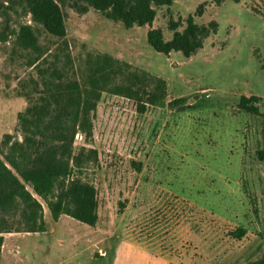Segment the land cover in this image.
<instances>
[{"label":"rangeland","instance_id":"obj_1","mask_svg":"<svg viewBox=\"0 0 264 264\" xmlns=\"http://www.w3.org/2000/svg\"><path fill=\"white\" fill-rule=\"evenodd\" d=\"M2 2L0 28L31 23L47 50L43 67L86 83L89 58L107 53L126 70L163 78L167 95L140 113L133 100L103 93L92 139L75 138L77 148L97 153L83 176L97 188L100 219L94 229L67 216L71 225L60 227L67 236L66 227L100 232L107 255L94 256L98 248L84 240L59 247L44 204L47 230L6 233L0 264H245L264 254V118L237 105L242 95H257L264 112V0H173L156 6L152 25L130 28L67 1L64 38L33 23L21 5ZM189 15L198 25L217 23L196 53L165 54L149 44V29L170 39L171 25L183 30ZM15 38L0 41V144L6 133L21 137L23 93L40 80L27 65L34 53ZM238 227L246 230L240 239L230 233Z\"/></svg>","mask_w":264,"mask_h":264},{"label":"trees","instance_id":"obj_2","mask_svg":"<svg viewBox=\"0 0 264 264\" xmlns=\"http://www.w3.org/2000/svg\"><path fill=\"white\" fill-rule=\"evenodd\" d=\"M24 8L33 23L40 24L47 33L58 38L66 36L63 5L69 1L80 11L89 7L107 18L120 21L125 27L152 25L156 6L170 5L173 0H7ZM239 1V0H235ZM4 3H0V17ZM11 6H6L10 8ZM201 9H198V13ZM217 23L198 25L194 17L186 18L183 30L175 24L170 39H165L160 28L147 32L149 44L168 54L181 51L189 57L203 47L204 38L216 30ZM12 34L21 48L32 51L27 65L39 72L32 92H25L28 104L18 113L21 137L6 133L0 144V257L5 234L11 232L46 231L44 204L56 222L60 215L96 226L99 222V200L96 186L83 176V169L97 159L96 150L75 146V135L80 132L89 142L94 134V118L103 93L122 95L133 100L140 113L147 105L163 104L166 100V82L126 70V64L107 53L89 58L86 83L68 78L55 66H42L46 49L38 39L31 23H22L18 29L9 24L0 28V41L6 42ZM150 86V87H149ZM261 97L242 95L239 109L253 115L264 112L259 108ZM185 102V98L171 101V105ZM182 109L191 107L184 104ZM91 153V154H88ZM88 156V157H87ZM242 238L246 230L238 227L230 232ZM245 264H264V254Z\"/></svg>","mask_w":264,"mask_h":264},{"label":"crops","instance_id":"obj_3","mask_svg":"<svg viewBox=\"0 0 264 264\" xmlns=\"http://www.w3.org/2000/svg\"><path fill=\"white\" fill-rule=\"evenodd\" d=\"M67 216H69V215L62 214V215H60L59 219L55 222V224H56L55 228H57V230L60 234L57 235V234H54V232H53L52 236L58 240L57 245H59V247H63L66 243L67 244L69 243L68 245L76 246L78 243L81 242V240H84L88 247L91 248V246H92V247L98 248V250L94 253V256H106L107 251L101 245L102 243H104L105 237L102 238V235L100 232L99 233L94 232L96 235H91L92 232L87 228H83V230L81 228V231H76L75 228L74 229L72 228V230H70V227H66L69 231V236L66 235L64 228H61L60 226L62 225V223L64 221H66L63 223L64 226H67V225L70 226L71 225V222L66 220ZM69 217H71V216H69ZM92 227L94 229L96 228V226H92ZM98 228L99 227L97 226V230H98ZM94 231H96V230H94ZM43 232H45V231H42V232H25L21 235L22 236H24V235L30 236L31 234H34L33 236H36V235H40ZM126 236H130L129 238L135 239V238H133L134 236H132L131 233L127 232ZM129 238H128V241H129ZM85 251H86V249H85Z\"/></svg>","mask_w":264,"mask_h":264},{"label":"built area","instance_id":"obj_4","mask_svg":"<svg viewBox=\"0 0 264 264\" xmlns=\"http://www.w3.org/2000/svg\"><path fill=\"white\" fill-rule=\"evenodd\" d=\"M79 137L81 138L82 135L80 133H76L75 138H79Z\"/></svg>","mask_w":264,"mask_h":264}]
</instances>
